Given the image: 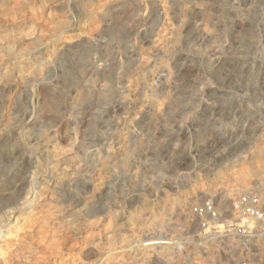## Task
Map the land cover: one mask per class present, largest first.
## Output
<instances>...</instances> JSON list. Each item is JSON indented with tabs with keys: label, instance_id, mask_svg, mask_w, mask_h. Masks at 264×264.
<instances>
[{
	"label": "rangeland",
	"instance_id": "obj_1",
	"mask_svg": "<svg viewBox=\"0 0 264 264\" xmlns=\"http://www.w3.org/2000/svg\"><path fill=\"white\" fill-rule=\"evenodd\" d=\"M250 185L264 0H0V264H193Z\"/></svg>",
	"mask_w": 264,
	"mask_h": 264
},
{
	"label": "built area",
	"instance_id": "obj_2",
	"mask_svg": "<svg viewBox=\"0 0 264 264\" xmlns=\"http://www.w3.org/2000/svg\"><path fill=\"white\" fill-rule=\"evenodd\" d=\"M217 196L199 197L186 208L195 242L185 245L192 247L193 264H264L263 189L250 185L222 207Z\"/></svg>",
	"mask_w": 264,
	"mask_h": 264
},
{
	"label": "bare ground",
	"instance_id": "obj_3",
	"mask_svg": "<svg viewBox=\"0 0 264 264\" xmlns=\"http://www.w3.org/2000/svg\"><path fill=\"white\" fill-rule=\"evenodd\" d=\"M234 187H232V188H234ZM229 189H226V194L228 193L227 190H229ZM221 197H223V195ZM220 201H221V199H220ZM157 244H164V242L163 241H158V240H151L147 245H157Z\"/></svg>",
	"mask_w": 264,
	"mask_h": 264
}]
</instances>
